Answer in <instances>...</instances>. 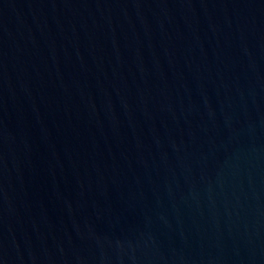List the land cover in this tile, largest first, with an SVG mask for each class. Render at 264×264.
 Segmentation results:
<instances>
[{"label": "water", "instance_id": "obj_1", "mask_svg": "<svg viewBox=\"0 0 264 264\" xmlns=\"http://www.w3.org/2000/svg\"><path fill=\"white\" fill-rule=\"evenodd\" d=\"M0 264H264V0H0Z\"/></svg>", "mask_w": 264, "mask_h": 264}]
</instances>
